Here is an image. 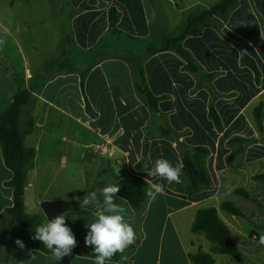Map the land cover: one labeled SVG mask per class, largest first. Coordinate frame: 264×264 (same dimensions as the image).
Masks as SVG:
<instances>
[{"label": "crops", "instance_id": "1", "mask_svg": "<svg viewBox=\"0 0 264 264\" xmlns=\"http://www.w3.org/2000/svg\"><path fill=\"white\" fill-rule=\"evenodd\" d=\"M178 1L63 0L70 17L57 25V48L33 67L21 46V72L12 64L0 68V115L20 90L29 91L32 104L34 130L24 143L36 154L28 161L24 211L45 221L42 204L64 201L62 214L77 240L60 261L29 250L20 264H94L93 249L84 243L85 225L103 207L102 197L99 206L84 207L81 199L124 179L143 182L146 193L151 183H163L166 194L148 196L140 209L117 197L137 239L110 264H192L190 255L210 252L205 237L192 232L197 211L235 193L229 185L248 175V165L264 162V0H239L226 16L209 18L199 35L182 42L195 72L163 48L185 31L190 16L220 0L197 14L185 12V23L172 29L173 13H183ZM111 9L120 14L115 28ZM2 32L18 43L0 22ZM53 57L59 63L48 64ZM248 61L255 63L258 78ZM142 90L157 99L156 107ZM259 106L261 128L255 119ZM96 145H106L109 154L100 155ZM161 157L183 166L189 157L212 189L194 190L187 172L182 184L150 177L147 171ZM80 168L92 174L78 178ZM11 178L0 147V217L12 206Z\"/></svg>", "mask_w": 264, "mask_h": 264}, {"label": "trees", "instance_id": "2", "mask_svg": "<svg viewBox=\"0 0 264 264\" xmlns=\"http://www.w3.org/2000/svg\"><path fill=\"white\" fill-rule=\"evenodd\" d=\"M239 0H220L210 9L200 15H192L187 19V27L184 32L175 37L169 38L163 50H173L187 62L186 69L195 72L196 68L192 63L189 53L183 48L182 42L188 36H197L201 33L205 22L214 16H226ZM110 25L115 28L120 20V14L111 9L109 13ZM117 34V31H113ZM155 51H152L154 53ZM249 66L259 77V71L253 61H248ZM153 107H156L157 99L149 91L142 90ZM32 104L28 90H20L14 96L7 111L0 115V147L2 149L4 163L11 170L12 178L8 186L13 190L12 206L6 211L5 217L0 222V254L5 248L8 237L16 241L21 239L25 247L23 249L16 245V259L20 260L26 250H38L50 253L42 243L33 240L34 229L45 221L42 216H29L24 211V189L28 175V161L35 156L36 151L25 146L24 140L34 130V120L31 116ZM261 107L255 111V119L258 127H262L260 118ZM213 122L217 128H221L219 117L215 111H211ZM184 173L190 176L193 189L198 190L202 186H209L208 175L199 170L189 157L184 158ZM264 179V175H256L255 181ZM120 191L118 198L126 200L134 209L144 206L148 195L145 185L139 180L124 179L119 182ZM237 196L245 200H251L250 194L242 188L235 190ZM221 209L227 214L235 217L243 215L242 211L232 202H224ZM7 216V217H6ZM194 234L203 235L211 244L209 253L199 250L195 255H190L192 264H215L213 255H227L238 259L240 256L237 242L227 224L220 218L216 208L200 209L192 226ZM116 255L113 257L115 258Z\"/></svg>", "mask_w": 264, "mask_h": 264}, {"label": "rangeland", "instance_id": "3", "mask_svg": "<svg viewBox=\"0 0 264 264\" xmlns=\"http://www.w3.org/2000/svg\"><path fill=\"white\" fill-rule=\"evenodd\" d=\"M10 1H0V22L2 25L9 27L18 43L12 41L10 37H6L3 32L0 33V39L5 41L3 45H0V68L1 71H5L9 64H12L21 72L20 47L22 46L31 66L34 67L49 52L57 48V25L68 23L70 10L63 7L65 3L63 0L59 4L55 0H16L12 8L10 7ZM218 1L179 0V7L183 10V13H173L170 22L172 29L185 23V16L188 12L197 14V12L211 7ZM18 28L19 31H17ZM51 63H59V60H57V57H53L48 64ZM51 73L49 71L45 76L47 77ZM262 141H264V138H262ZM87 171V173H83V169H76L77 177L82 178L84 175L92 174L91 169ZM256 175H264V162L248 165V175L245 177L237 176L241 179H237L229 185V189H245L250 194L251 200H245L234 192L230 194L227 192L220 196L222 199L214 198L215 200L213 199L205 205L206 207L218 206L220 208L218 209L219 216L234 235L240 253L238 259L227 255H219L216 257L217 264H264V245L259 243L260 236L264 235V179L255 181L254 177ZM202 187L203 189H212V183L209 186ZM221 200L222 202L235 204L243 215L235 217L224 212L221 209ZM2 217H5V215H2ZM201 236L203 240L204 236ZM206 243L208 246L210 245L209 242L206 241ZM28 251L24 252L23 257L26 256ZM15 257V240L13 237H8L7 244L0 254V264H20V260ZM225 261H229V263Z\"/></svg>", "mask_w": 264, "mask_h": 264}, {"label": "clouds", "instance_id": "4", "mask_svg": "<svg viewBox=\"0 0 264 264\" xmlns=\"http://www.w3.org/2000/svg\"><path fill=\"white\" fill-rule=\"evenodd\" d=\"M4 43L5 41L0 39V45ZM183 167L180 162L173 165L168 159L161 157L154 161V166L147 172L150 177L166 181L168 184H182ZM119 191V185L109 184L101 188L99 193L92 191L81 199L84 207L93 204L99 206L102 197L103 207L96 213L93 222L85 225L89 230L84 243L93 249L94 264H110L115 255L124 253L136 242V231L125 218L126 209L122 204L117 203ZM147 194L155 200L157 195L166 194L165 185L151 183ZM32 239L40 241L51 253V258L56 261L71 255L77 246L76 237L67 225L64 214H58L51 220L46 219L43 224L38 225L34 229ZM259 243L264 245V235L260 236ZM15 244L21 249L25 247L21 239H17Z\"/></svg>", "mask_w": 264, "mask_h": 264}, {"label": "water", "instance_id": "5", "mask_svg": "<svg viewBox=\"0 0 264 264\" xmlns=\"http://www.w3.org/2000/svg\"><path fill=\"white\" fill-rule=\"evenodd\" d=\"M41 208L46 219L51 220L56 215L62 214L66 210L67 204L64 201L45 202L42 204ZM2 218L1 216L0 219Z\"/></svg>", "mask_w": 264, "mask_h": 264}, {"label": "built area", "instance_id": "6", "mask_svg": "<svg viewBox=\"0 0 264 264\" xmlns=\"http://www.w3.org/2000/svg\"><path fill=\"white\" fill-rule=\"evenodd\" d=\"M94 149L100 155L105 156V155L109 154V149L106 145H96V146H94Z\"/></svg>", "mask_w": 264, "mask_h": 264}]
</instances>
